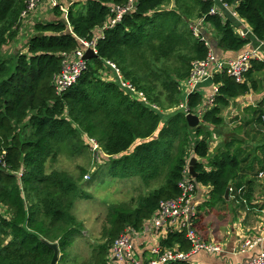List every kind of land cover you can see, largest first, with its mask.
<instances>
[{
  "label": "trees",
  "instance_id": "16d2710c",
  "mask_svg": "<svg viewBox=\"0 0 264 264\" xmlns=\"http://www.w3.org/2000/svg\"><path fill=\"white\" fill-rule=\"evenodd\" d=\"M27 3L0 0V264H50L53 250L44 241L58 245L57 264L67 262L68 249L82 234L71 210L76 200L87 196L77 179L61 170L47 171L46 165L64 150H80L81 135L101 148L109 177H138L146 191L134 205L109 206L106 225L90 244L83 264H109L110 247L124 229L141 230L160 202L180 194L178 183L192 158L195 183L207 189L200 207L204 216L216 209L226 212L230 205L234 216L239 210L248 217L262 211L254 191L256 177L264 173V157L258 158L254 172L251 153L233 137L230 141L227 137L223 150L210 156L212 133L206 126H223L222 112L232 100L261 92L255 76L264 72V63L252 60L241 82L225 71L215 74L212 84L218 92L196 128L188 126L186 112L180 108L192 63L210 52L205 25L213 30L221 51L241 52L249 44L224 16L210 14L211 2L136 0L134 11L103 31L96 56L86 61L77 83L61 95L54 91V80L63 62L81 49V41L94 39L114 17L110 10L125 7L127 0L75 1L67 9V24L60 5L50 6L51 18L32 22L29 31L25 29L28 18L22 17ZM224 3L264 42V0ZM200 21L195 33L193 26ZM18 37L21 43L16 50L7 51L5 47ZM107 63L115 66L129 91L118 86L114 77L104 79L103 71L114 72ZM202 105L200 91L187 96L188 113L196 115ZM248 110L250 119L232 134L243 133L241 139L263 144L264 99ZM163 113H168L164 121ZM257 149L264 156V144ZM196 217L197 226L205 231L202 216ZM161 237L160 254L190 250L183 231Z\"/></svg>",
  "mask_w": 264,
  "mask_h": 264
},
{
  "label": "built area",
  "instance_id": "2783aa9c",
  "mask_svg": "<svg viewBox=\"0 0 264 264\" xmlns=\"http://www.w3.org/2000/svg\"><path fill=\"white\" fill-rule=\"evenodd\" d=\"M207 1L213 4L210 10V14L212 15L217 13L222 16L220 9L217 7L218 4L223 10L229 9L224 3V0ZM42 2H49L51 7L59 5L57 0H28L26 11L22 14V17L26 18L28 13L35 11L37 6ZM135 6L136 0H127L125 7H113L110 12L114 17L109 19L107 24L98 32L94 39L90 42L81 41V49L77 50L69 59L63 62L62 70L54 80V91L56 94L61 95L65 93L77 83L86 66V61L83 60L85 50L90 49L93 54L96 55L97 41L99 37L103 35V31L112 28L124 14L134 11L136 8ZM60 10L64 13V20H66L67 10L62 7H60ZM232 14L236 16L233 12ZM201 24L202 22L200 21L193 26L195 33L200 30ZM245 35L246 33H240L241 37ZM258 58L256 50L240 53L233 59H218L210 50L204 60L192 63L190 76L183 84L185 96L180 108L188 113L186 108L187 96L190 93L199 91L198 86L200 84L208 81L212 82L214 75L219 72L225 71L237 82H241L244 74L250 68V62L252 60H259ZM107 65L114 70L115 74L120 79L115 66L111 63H107ZM122 85L129 89V86L126 84L122 83ZM217 92L218 87L212 84L211 93L206 98L204 96L203 105L200 110L197 111V116L200 117L202 112L213 106ZM91 141L94 142V140ZM92 144L95 147L97 146L95 142ZM188 173L187 167L185 177L178 183L180 194L172 200L160 202L156 212L143 224L141 230L134 231L133 229L126 228L119 234L110 247L108 257L109 264H169L178 261L190 262V258L199 253L219 255L223 252V247L220 243L204 240L194 227L197 213L193 203V197L199 186L196 185L195 180ZM263 176L264 173L259 174V178ZM170 231L184 232L186 242L190 247L187 253L173 249L160 254L158 245L161 236H164ZM263 242L264 228L261 231L259 239L254 240L252 243L247 242L241 249V252H244L247 248L251 249L258 243L261 244ZM147 244H149L147 253L154 258L148 260V262H143L141 259L142 257H140L141 254L138 252V247ZM248 264H264V250L259 251Z\"/></svg>",
  "mask_w": 264,
  "mask_h": 264
},
{
  "label": "crops",
  "instance_id": "0c3cea01",
  "mask_svg": "<svg viewBox=\"0 0 264 264\" xmlns=\"http://www.w3.org/2000/svg\"><path fill=\"white\" fill-rule=\"evenodd\" d=\"M71 1H81V0H59L60 7L64 9H68V5H70ZM85 1V0H84ZM72 5V4H71ZM70 5V6H71ZM50 7L49 2L40 3L35 11L33 12L31 18L27 19L26 28L28 30L29 24L34 21H42L45 19H50L51 16L48 13V9ZM217 7L220 9L222 17L231 22L232 27L237 35L240 36V33H246L245 38L249 39V44L245 47L241 52H224L221 51L217 47V42L215 41V34L209 25H205L204 35L205 39L210 47L212 53L218 59H233L237 57L240 53L256 50L258 53V59L264 63V42H259L253 35L247 24L236 16L231 14L233 12L232 9L223 10L221 6L218 4ZM41 16V17H40ZM47 16V17H46ZM40 17V19H38ZM24 29V28H23ZM24 29V30H25ZM31 30V29H30ZM29 31V30H28ZM20 41L17 40L13 44L15 46H19ZM261 83L262 89L258 94H250L244 97H240L234 99L230 102L229 106L225 108L222 112V117L224 120L223 126L217 127L221 129V133L218 134V130L212 133L211 141H209V155L212 156L217 154L218 150H223L225 140L228 137L229 141L233 138H237V140L242 142L241 148L245 147L248 149L249 153H245L246 155H250L249 163L251 164L254 161V172L255 169L258 168V158L262 159L264 156L262 155V150H257L259 146L263 144L258 141H252L251 138L248 140L241 139L244 135L242 134H232L239 126L245 123L244 120L250 119L251 113L249 112V107L254 106L256 108L259 101L264 99V72L257 73L255 76ZM199 91L201 92L203 98H205L211 93L212 90V82L208 81L198 86ZM209 126H206L207 129ZM224 133V135H223ZM227 134V135H226ZM264 142V141H262ZM257 157V159H253ZM253 164V163H252ZM251 175V173H248ZM248 175V177H250ZM207 189L203 187H198L195 191L193 197V203L196 207V213L202 216L203 225L205 226V231L200 230L197 226L198 218L194 221V227L197 233L207 241L218 242L223 247V252L219 255H208V254H197L193 256L190 264H248L250 260L261 250H264V242L261 244L255 245L253 248H247L244 252H241V249L247 242H253L256 239H259L261 235V231L264 228V176L259 178V175L256 177V185L254 191V201L258 206H262V211L256 213V215L247 216V214L243 210H239L234 216L232 213V205L227 207V211L224 210L213 213L210 216L206 217L205 212L200 209L203 201L206 199ZM208 211V209H207ZM214 212V211H212ZM220 215H225L220 218ZM213 217L214 219L211 220ZM162 238V237H161ZM149 245V244H147ZM147 245H142L138 247V252L141 254L142 261L146 262V257L150 260L154 257L150 256L147 252ZM245 249V248H244ZM145 254V255H144Z\"/></svg>",
  "mask_w": 264,
  "mask_h": 264
},
{
  "label": "rangeland",
  "instance_id": "374dc122",
  "mask_svg": "<svg viewBox=\"0 0 264 264\" xmlns=\"http://www.w3.org/2000/svg\"><path fill=\"white\" fill-rule=\"evenodd\" d=\"M57 1L59 4V0ZM73 2L75 1H71L70 5ZM33 12L28 13L27 18H31ZM29 34L26 35L29 36ZM5 49L10 52L16 50L13 43ZM101 74L107 80L112 81L113 77L115 78L114 72L111 71H103ZM168 113L172 112L169 111ZM168 113L161 114L163 121L167 118ZM208 128L206 130L211 133L215 131L210 126ZM217 130L218 134L222 132L220 128H216ZM80 138L83 145L80 150H64L53 163L48 162L46 165L47 171L61 170L77 179L83 193L87 196V198L76 200L71 210L72 215L81 223L82 234L74 238L72 247L68 249L67 262H60V264H83L90 253V244L99 239L103 227L106 225L107 216L110 212L109 206L128 207L134 205L139 195L146 193L145 189L141 187L138 177L130 179L109 177L103 163L106 157H104L101 148L95 147L92 144L95 141L86 139L84 135H81ZM212 213L217 216L215 212ZM213 219L212 217L211 220ZM145 259L148 262L149 259L147 257Z\"/></svg>",
  "mask_w": 264,
  "mask_h": 264
},
{
  "label": "water",
  "instance_id": "95a60500",
  "mask_svg": "<svg viewBox=\"0 0 264 264\" xmlns=\"http://www.w3.org/2000/svg\"><path fill=\"white\" fill-rule=\"evenodd\" d=\"M64 24H67L66 20H62ZM96 55L93 54L92 50L90 49H86L84 52V56H83V60L84 61H88L92 58H94ZM116 84L122 88H124L125 90H128V88L124 87L121 82L120 79L117 77L116 75ZM132 92V91H130ZM185 119L187 121L188 126L193 129L196 128L199 124H200V118L197 115L191 114V113H187L185 115ZM196 164V160L194 158L190 159L189 163H188V171L189 174L191 175V177L193 179L196 178L197 174L194 172L193 167ZM229 192H230V185L227 186L225 193H224V199L227 201L229 199ZM44 243L53 250V257L51 259L50 264H57V260H58V256H59V250H58V245L56 243L51 244L48 243L46 241H44Z\"/></svg>",
  "mask_w": 264,
  "mask_h": 264
},
{
  "label": "bare ground",
  "instance_id": "6f19581e",
  "mask_svg": "<svg viewBox=\"0 0 264 264\" xmlns=\"http://www.w3.org/2000/svg\"><path fill=\"white\" fill-rule=\"evenodd\" d=\"M232 14V13H231ZM187 114V113H186ZM131 229V228H130Z\"/></svg>",
  "mask_w": 264,
  "mask_h": 264
}]
</instances>
